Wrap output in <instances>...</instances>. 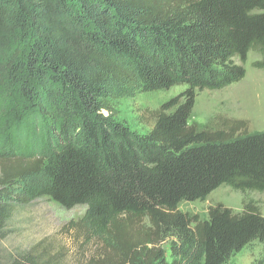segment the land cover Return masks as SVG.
I'll list each match as a JSON object with an SVG mask.
<instances>
[{
    "label": "trees",
    "instance_id": "1",
    "mask_svg": "<svg viewBox=\"0 0 264 264\" xmlns=\"http://www.w3.org/2000/svg\"><path fill=\"white\" fill-rule=\"evenodd\" d=\"M253 51L264 70V0H0V241L14 201L30 198L23 185L43 177L38 197L88 206L114 259L91 264H228L264 244L251 203L205 220L179 209L222 186L264 193V131L190 124L197 92L243 81ZM175 86L185 90L141 118L147 134L116 118L119 101ZM48 256L35 246L9 264Z\"/></svg>",
    "mask_w": 264,
    "mask_h": 264
},
{
    "label": "rangeland",
    "instance_id": "2",
    "mask_svg": "<svg viewBox=\"0 0 264 264\" xmlns=\"http://www.w3.org/2000/svg\"><path fill=\"white\" fill-rule=\"evenodd\" d=\"M259 60L257 52L249 54L244 66L247 75L243 81L220 91L197 92L190 124L216 129L223 121L235 120L245 122L249 134L263 132L264 70H258L254 66ZM236 62L240 64L237 59ZM184 90V86H175L167 91L137 94L134 98L121 100L115 105L116 118L137 133L147 134L152 125L143 124L141 118L157 111ZM104 114L108 115L106 112ZM30 133L39 138L38 127L35 132L31 130ZM29 143L30 141H26L19 148L29 153ZM44 183L43 177H36L23 185L26 188L24 195L30 196L27 203L14 201L16 212L8 223V235L0 241L1 263L9 264L35 246L44 248L46 255L55 264H91L92 260H102L106 255L114 260L111 252L104 247L101 236L86 221L88 206L65 209L48 198L38 197ZM246 203L256 206L264 216V193H243L229 186L220 187L205 202L183 203L179 209L182 213L205 220L209 209L218 204L240 213ZM146 225H136V229L140 230ZM174 243L177 244L173 238H169L159 246L168 260ZM177 245L179 246V242ZM228 264H264V244L252 243L233 256Z\"/></svg>",
    "mask_w": 264,
    "mask_h": 264
},
{
    "label": "bare ground",
    "instance_id": "3",
    "mask_svg": "<svg viewBox=\"0 0 264 264\" xmlns=\"http://www.w3.org/2000/svg\"><path fill=\"white\" fill-rule=\"evenodd\" d=\"M254 84H256V82Z\"/></svg>",
    "mask_w": 264,
    "mask_h": 264
}]
</instances>
